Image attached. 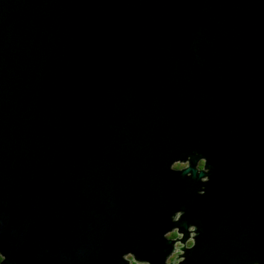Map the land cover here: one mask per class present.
Instances as JSON below:
<instances>
[{"label": "water", "instance_id": "95a60500", "mask_svg": "<svg viewBox=\"0 0 264 264\" xmlns=\"http://www.w3.org/2000/svg\"><path fill=\"white\" fill-rule=\"evenodd\" d=\"M193 149L203 195L167 167ZM177 207L182 264H264V0H0L5 264H162Z\"/></svg>", "mask_w": 264, "mask_h": 264}, {"label": "clouds", "instance_id": "9594fccd", "mask_svg": "<svg viewBox=\"0 0 264 264\" xmlns=\"http://www.w3.org/2000/svg\"><path fill=\"white\" fill-rule=\"evenodd\" d=\"M193 155L197 156L195 164H192ZM207 156L201 155L198 149H193L192 152L180 157L177 156L168 162V169L174 172H183L185 177L191 178L194 174L200 182V186L196 188V194L203 195L206 191V184L210 180L211 167L207 163ZM189 168H194L195 173L186 171ZM203 173V174H201ZM185 215V210L182 207L175 208L169 214L170 226L167 227L161 236L164 240L171 243L167 246V251L163 256L162 264H182L187 260L186 250L192 249L197 244L199 236V224L193 220H185L183 227L179 223ZM120 259L124 264H152V261L145 257H140L131 248L120 253ZM7 261L6 253L0 250V264H5ZM189 264L193 262L189 261ZM250 264H261L260 260L253 259Z\"/></svg>", "mask_w": 264, "mask_h": 264}, {"label": "flooded vegetation", "instance_id": "af4514ba", "mask_svg": "<svg viewBox=\"0 0 264 264\" xmlns=\"http://www.w3.org/2000/svg\"><path fill=\"white\" fill-rule=\"evenodd\" d=\"M204 245V261L206 264H231L227 257V248L224 245L215 243L207 239ZM233 257L236 264H250V261L256 259L249 251H234ZM193 264H197L193 262ZM262 264V263H261Z\"/></svg>", "mask_w": 264, "mask_h": 264}]
</instances>
